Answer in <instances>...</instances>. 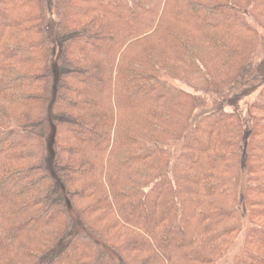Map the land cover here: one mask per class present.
Listing matches in <instances>:
<instances>
[{
  "label": "trees",
  "instance_id": "obj_1",
  "mask_svg": "<svg viewBox=\"0 0 264 264\" xmlns=\"http://www.w3.org/2000/svg\"><path fill=\"white\" fill-rule=\"evenodd\" d=\"M0 264H264V0H0Z\"/></svg>",
  "mask_w": 264,
  "mask_h": 264
},
{
  "label": "rangeland",
  "instance_id": "obj_2",
  "mask_svg": "<svg viewBox=\"0 0 264 264\" xmlns=\"http://www.w3.org/2000/svg\"><path fill=\"white\" fill-rule=\"evenodd\" d=\"M253 99H254V96L253 95H251V96H247L246 98H244L242 101H241V104L242 105H251V103H252V101H253ZM204 113V112H203ZM199 115H200V113H199ZM151 197H153V194H151L150 196H149V198H148V202H151ZM238 240H236V242H237Z\"/></svg>",
  "mask_w": 264,
  "mask_h": 264
}]
</instances>
